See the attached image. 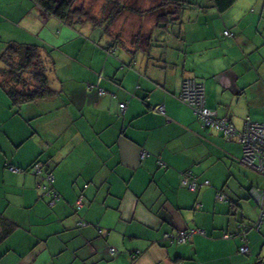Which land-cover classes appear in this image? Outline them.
Wrapping results in <instances>:
<instances>
[{
  "label": "crops",
  "instance_id": "0c3cea01",
  "mask_svg": "<svg viewBox=\"0 0 264 264\" xmlns=\"http://www.w3.org/2000/svg\"><path fill=\"white\" fill-rule=\"evenodd\" d=\"M252 3L253 32L153 29L125 44L34 0H0V264H264V201L251 195L264 174L242 161L238 135L206 127L180 98L195 78L237 133L248 116L264 122V0ZM18 43L40 46L51 95L11 98L2 56ZM188 171L209 183L189 190ZM197 227L206 234L165 238Z\"/></svg>",
  "mask_w": 264,
  "mask_h": 264
},
{
  "label": "rangeland",
  "instance_id": "374dc122",
  "mask_svg": "<svg viewBox=\"0 0 264 264\" xmlns=\"http://www.w3.org/2000/svg\"><path fill=\"white\" fill-rule=\"evenodd\" d=\"M245 2L249 3L247 11L237 12L243 8ZM252 2L255 0H240L234 10L220 12L212 0H196V4L187 6L179 24L170 23L167 27L156 28L158 12L155 14L150 9L156 7L160 0H76L74 6L85 13L80 19L82 23L92 25L91 20L104 22L113 39L125 44H139L137 35L147 37L153 29L154 32H223L226 26L238 24L240 30L253 32L256 28L252 27L249 14H252L256 6ZM251 7L254 8L253 11ZM256 9L261 15L260 6ZM263 26L264 17L259 27L260 32L263 31ZM31 73L24 75L29 80V85L34 83Z\"/></svg>",
  "mask_w": 264,
  "mask_h": 264
},
{
  "label": "trees",
  "instance_id": "16d2710c",
  "mask_svg": "<svg viewBox=\"0 0 264 264\" xmlns=\"http://www.w3.org/2000/svg\"><path fill=\"white\" fill-rule=\"evenodd\" d=\"M46 15L54 16L67 25L82 23L80 19L85 15L82 10L75 8L76 0H34ZM237 0H212L213 5L224 12L231 8ZM196 4V0H160V3L150 12L157 13V26L167 27L170 23L179 24L188 5ZM124 8H122L123 10ZM120 12V11H119ZM92 25H100L107 31V24L91 20ZM229 31L232 35V31ZM227 35V34H226ZM228 35V36H232ZM39 45L11 44L8 50L3 54L2 59L6 66L1 69L3 80L1 81L16 103L33 101L53 93L50 86V80L47 74V68L41 61ZM47 51L50 52V50ZM19 56V59L16 57ZM31 69V70H30ZM30 70V71H29ZM32 72V73H31ZM25 73L32 74L33 84L29 85V80L24 76ZM186 79V78H185ZM195 79V78H194ZM196 80V79H195ZM256 229L261 227L256 225ZM245 230V229H244ZM247 240L249 237L247 233ZM241 235V237L243 236ZM248 244V243H247ZM248 254V253H244Z\"/></svg>",
  "mask_w": 264,
  "mask_h": 264
},
{
  "label": "built area",
  "instance_id": "2783aa9c",
  "mask_svg": "<svg viewBox=\"0 0 264 264\" xmlns=\"http://www.w3.org/2000/svg\"><path fill=\"white\" fill-rule=\"evenodd\" d=\"M226 34L232 35L229 31H226ZM180 98L194 110L195 114L202 119L206 127H212L220 130L227 138L238 135V140L241 142L243 147L242 161L264 174V122L253 121L251 117L248 116L245 121L244 130L240 133H237V130L231 120L217 116L216 111L206 106L205 86L202 82H198L194 78H186L184 80ZM120 106L121 110L124 111L126 104L122 103ZM146 156L147 152L143 151L141 157L145 158ZM10 169L13 171L21 170L20 167L13 165L10 166ZM31 169L35 174L40 175L42 173V164L36 161L31 166ZM45 179L52 185L55 180V176L52 172H48ZM208 183V181L199 182L194 173L191 171L183 174L182 184L191 191H196L201 186L207 185ZM50 194L53 196V201L58 198V193L54 190H51ZM251 195L255 197V200L260 205H262L264 201V193L255 190L253 191L252 189ZM219 197L221 199L225 198L222 194H220ZM81 203L82 196H80L78 199V204ZM261 222L259 221L257 223L258 226L261 225ZM195 233L205 235L206 231L201 227H197L187 231L179 232L176 235L172 233H166L165 238L171 240L172 242L184 243L188 242ZM234 235L235 233L232 232L227 233L224 236L226 238H231ZM242 239L243 245L240 247V252L248 253L250 248L247 244V237L245 234H243ZM110 251L113 255L117 253L116 248L114 247H112Z\"/></svg>",
  "mask_w": 264,
  "mask_h": 264
}]
</instances>
